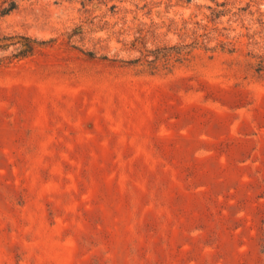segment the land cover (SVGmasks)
Returning <instances> with one entry per match:
<instances>
[{"label": "rangeland", "instance_id": "obj_1", "mask_svg": "<svg viewBox=\"0 0 264 264\" xmlns=\"http://www.w3.org/2000/svg\"><path fill=\"white\" fill-rule=\"evenodd\" d=\"M15 2L0 264H264V0Z\"/></svg>", "mask_w": 264, "mask_h": 264}, {"label": "trees", "instance_id": "obj_2", "mask_svg": "<svg viewBox=\"0 0 264 264\" xmlns=\"http://www.w3.org/2000/svg\"><path fill=\"white\" fill-rule=\"evenodd\" d=\"M16 6H17V4H16L15 0H11V1H9V3L6 6L0 7V17H2L4 15L8 14L9 12H11L12 10H14L16 8ZM3 39H7V38H3ZM24 39L28 41V44L25 45V48L23 50L19 51L18 55L20 57H24V56L31 54L33 52V48H34L33 44L35 43V41L33 39L28 38V37H24ZM0 41H3V40H0ZM2 46H6V44H1L0 47H2Z\"/></svg>", "mask_w": 264, "mask_h": 264}]
</instances>
